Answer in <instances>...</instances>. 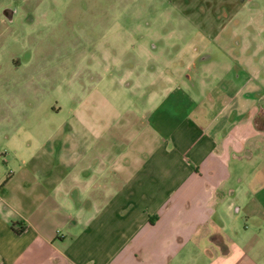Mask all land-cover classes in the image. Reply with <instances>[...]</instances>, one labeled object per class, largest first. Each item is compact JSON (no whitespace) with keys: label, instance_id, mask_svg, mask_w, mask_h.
I'll return each instance as SVG.
<instances>
[{"label":"crops","instance_id":"1","mask_svg":"<svg viewBox=\"0 0 264 264\" xmlns=\"http://www.w3.org/2000/svg\"><path fill=\"white\" fill-rule=\"evenodd\" d=\"M195 8L143 72L163 87L138 58L120 88H75L50 108L65 116L3 129L0 264H264V9L240 57L231 41H252L223 37L228 12Z\"/></svg>","mask_w":264,"mask_h":264},{"label":"rangeland","instance_id":"2","mask_svg":"<svg viewBox=\"0 0 264 264\" xmlns=\"http://www.w3.org/2000/svg\"><path fill=\"white\" fill-rule=\"evenodd\" d=\"M181 5L226 10L223 37L252 41L243 52L232 40L235 55L259 51L264 0H0V133L14 132L25 117L65 116L66 110L53 114L50 108L70 102L75 88H120L121 75L138 58L141 72L151 71L193 33ZM183 22L189 31L171 29ZM239 22L245 27L237 28ZM143 74L142 83L154 84L148 88L163 87L159 71Z\"/></svg>","mask_w":264,"mask_h":264},{"label":"trees","instance_id":"3","mask_svg":"<svg viewBox=\"0 0 264 264\" xmlns=\"http://www.w3.org/2000/svg\"><path fill=\"white\" fill-rule=\"evenodd\" d=\"M257 121H259V120L257 119Z\"/></svg>","mask_w":264,"mask_h":264}]
</instances>
